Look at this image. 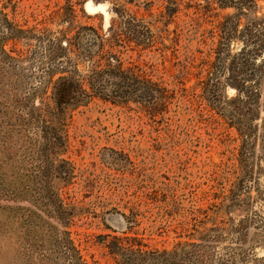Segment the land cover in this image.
I'll return each instance as SVG.
<instances>
[{"label": "rangeland", "instance_id": "1", "mask_svg": "<svg viewBox=\"0 0 264 264\" xmlns=\"http://www.w3.org/2000/svg\"><path fill=\"white\" fill-rule=\"evenodd\" d=\"M255 2L0 0L22 30L3 42L16 61L0 62V179L20 189L0 196V264H62L45 252L62 229L86 264H120L114 236L148 250L191 243V264H264V83L239 94L214 52L226 18L264 19ZM241 44L230 40V53ZM97 61L122 71L103 75L101 94L89 84ZM64 76L88 95L63 126L28 119L56 115ZM144 78L164 95L145 102ZM40 179L47 191L23 187Z\"/></svg>", "mask_w": 264, "mask_h": 264}, {"label": "trees", "instance_id": "2", "mask_svg": "<svg viewBox=\"0 0 264 264\" xmlns=\"http://www.w3.org/2000/svg\"><path fill=\"white\" fill-rule=\"evenodd\" d=\"M5 3H11L12 0H4ZM220 4H236L241 10L243 7H254L256 6L255 0H217ZM5 5L2 6L4 8ZM0 28L3 29L1 32H6L3 37H0V62L16 61V59L9 54L3 48V42L10 37L19 36L22 32L21 29L12 24L7 14L0 9ZM130 27L134 26V19H128ZM238 18L228 17L220 24V35L218 46L215 48V58L220 60L222 70H228L227 82L235 86L238 93H245L246 95L257 96L260 94L261 85L264 83V19L254 17L249 19L245 25L241 28L238 27ZM142 37L146 40L150 38L148 29L143 28ZM241 39L242 44L237 51L230 53L228 43L232 39ZM71 45V42L68 41ZM229 59V63L226 61ZM101 63L97 61L94 68L89 74V84L93 92L101 94L103 92V84L101 83L103 75L114 77L117 74H122V71L116 66L113 67L109 63L106 64L104 69L100 68ZM221 70V71H222ZM109 79V78H107ZM143 86V97L145 102H151L155 97V93H159L161 96L164 95L165 90L149 79H143L141 81ZM57 94L54 95L53 107L55 114L47 111L46 109H39L38 112L34 110L27 112L28 119L32 117L40 118L45 125L48 123H58L59 126H63L60 120L63 115L68 111V106L75 102L82 101L87 97V93L82 89L80 82L72 77H60L56 81L55 85ZM44 126V125H42ZM62 129V128H61ZM63 144V141H61ZM53 143V142H52ZM69 172V171H68ZM67 171L64 175L67 176ZM22 182V181H21ZM40 186L36 187L23 184V187L38 190L47 191L46 180L40 179ZM4 180L0 179V196L12 199L16 198L20 192L19 187L13 183L4 184ZM44 188V189H43ZM39 198L48 205V203L54 206L55 201L51 196L47 198L41 193ZM62 206V205H61ZM63 215L68 214L62 211ZM65 217V216H64ZM48 238V244L50 247L45 250L49 255L53 251L62 258V264H86L82 257L79 249L75 246L72 239L69 236V231L62 229L56 232L53 236L50 234ZM54 246V247H53ZM144 244H141L134 237H112L108 243L110 252L119 258L120 264H191L192 262V251L191 243L179 244L172 250H148L144 248ZM44 253V255L46 254Z\"/></svg>", "mask_w": 264, "mask_h": 264}, {"label": "bare ground", "instance_id": "3", "mask_svg": "<svg viewBox=\"0 0 264 264\" xmlns=\"http://www.w3.org/2000/svg\"><path fill=\"white\" fill-rule=\"evenodd\" d=\"M87 7L89 8V9H97V8H101L102 9V6L100 5V4H95V5H93V4H90V3H87Z\"/></svg>", "mask_w": 264, "mask_h": 264}]
</instances>
